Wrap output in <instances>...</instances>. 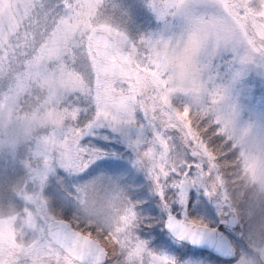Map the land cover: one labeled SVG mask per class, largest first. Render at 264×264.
<instances>
[{
  "label": "snow or ice",
  "instance_id": "obj_1",
  "mask_svg": "<svg viewBox=\"0 0 264 264\" xmlns=\"http://www.w3.org/2000/svg\"><path fill=\"white\" fill-rule=\"evenodd\" d=\"M105 7V0H0V80H8L0 91V202L8 207L0 212V264H177L152 251L145 234L188 255L166 232L141 230L136 204L115 182L100 208L87 198L99 182L77 189L82 211L95 217L92 230L73 228L49 207V173L80 172L106 155L86 141L97 129L126 140L166 210L170 191L182 206L202 192L229 210V242L218 253L228 259L220 264H264V111L249 107L242 121L240 103L264 87V0H142V19H155L158 30L139 39L111 26ZM217 56L230 58L221 65ZM33 85L46 95L26 105ZM98 167L129 171L113 161ZM145 210L155 212L150 203ZM174 210L166 227L179 242L215 231ZM245 222L248 245L238 250L233 231Z\"/></svg>",
  "mask_w": 264,
  "mask_h": 264
},
{
  "label": "rangeland",
  "instance_id": "obj_2",
  "mask_svg": "<svg viewBox=\"0 0 264 264\" xmlns=\"http://www.w3.org/2000/svg\"><path fill=\"white\" fill-rule=\"evenodd\" d=\"M141 4L142 0H105L106 7L102 9V12L111 26L126 32L131 39H139L142 35H149L158 30L155 19L149 22H145L142 19L138 11V5ZM86 141L90 145L100 148L106 155L94 160L89 164L88 168L80 172L69 173L57 167L53 172L48 174L44 195L49 201V207L59 218L66 219L64 205L76 200L75 194L71 189L80 186L76 183L67 185L65 183L66 178L85 177L87 173L94 171L98 174L88 179L87 183L99 182L98 186L103 190H110L113 187L112 182L118 184L120 188L127 193L129 199H133V202L136 204L141 219L144 221L142 227H156L157 231L164 232L163 227H158V225L163 224L169 211L174 208L175 210L171 212L172 215L184 219L187 213L188 219L202 221L209 229L219 230L228 236V225L226 221L229 216L228 214L224 215V213H228L229 210L227 208L220 209L217 200L203 195L202 192H197V200L193 202L192 207H188L187 205H180L175 192L170 191L167 193L170 209L166 210L163 206V202L152 186L146 171L135 164V153L128 147L126 140L120 136V134L112 133L110 129H97L92 136L86 138ZM174 145L177 152L184 151V146L178 137L175 138ZM105 161H113L124 165L135 174L136 179L138 178L140 183H135L133 185L125 184L124 179L127 171L113 174L110 170L98 167ZM0 163H2V159H0ZM17 183H19V181H17ZM130 189L135 193L143 189L145 195L143 197L135 196V198H133V196L129 195ZM49 190L55 191L57 196L54 198ZM193 191H195V189H193ZM189 198L191 197L189 196ZM201 199L203 201L201 207L196 208L195 204L199 203ZM149 203L152 208L155 209L154 213L145 210V206ZM7 210V204L0 202V212L6 213ZM78 215L79 209L74 208L73 216ZM142 238L148 240L151 250L156 252L157 255L175 257V253L170 251L167 247L159 246L154 243V235L149 236L145 234ZM165 238L175 244V241H173L168 234ZM199 253L206 254L205 252ZM196 264H201V262L196 261Z\"/></svg>",
  "mask_w": 264,
  "mask_h": 264
},
{
  "label": "clouds",
  "instance_id": "obj_3",
  "mask_svg": "<svg viewBox=\"0 0 264 264\" xmlns=\"http://www.w3.org/2000/svg\"><path fill=\"white\" fill-rule=\"evenodd\" d=\"M225 58H230V57L217 56L214 63L223 65V60ZM217 83H219V80L217 81ZM7 85H8L7 79L0 80V91L6 92ZM43 95H46V92L40 89L38 86L33 85L30 88L29 94L24 96V103L26 105L35 104L37 102V97H41ZM77 99H78V95L74 93L71 95L70 102L77 101ZM78 102L84 105H88L89 107L92 106V102L88 98L80 97ZM240 103L245 106L244 111L241 113L242 121H246L250 118L251 113L248 110L249 107H254V110L256 112L264 111V87L257 86L255 92L252 94L251 100L242 96L240 99ZM192 111H193V114H195L198 111V109L195 106H192ZM217 142L219 143L220 141L218 140ZM97 174L98 173H95L94 171H90L89 173L85 175V177H71V178H66L65 180V183L67 185H72L73 183L80 185L79 187H76L75 189H71L75 194L76 200L72 203L64 205V211L66 213L67 222H69L73 226V228H79L81 231L92 230L97 227V224H96L95 217L86 216L84 212L82 211V206L79 203V200L84 196V194L78 192L77 189L89 185V183H87V180L90 179L93 175H97ZM113 174H119V173L113 172ZM124 183L127 185H133L136 183L135 174L131 172V170L127 171L125 175ZM105 194H106L105 190L101 189L98 186L95 192L89 191L87 193V198L90 202L92 200H95L97 208H100L104 203L103 197L105 196ZM135 194L136 193L130 189L129 195L135 198L136 196ZM131 200L133 202V199ZM74 208L79 209L78 216H73ZM90 224H91V227H90ZM141 225H144V221L142 219H141ZM141 230H143V227H141ZM247 231H248V225L246 222L244 223L242 227L238 226L233 231V235L235 236L234 243L239 242L237 245L238 250L241 245H243L245 248L248 245V241L244 238V236L241 235V233H246ZM175 245L176 247L182 248L184 251L188 252V255L184 256L183 258H181V256L178 253H175L177 264H185V261L187 260L199 261L201 262V264H220L221 261H225L228 259L226 257L219 256L218 254L212 255V256H209L206 254H197L199 252L196 249L190 247L187 241L175 242ZM113 264H115V261H113Z\"/></svg>",
  "mask_w": 264,
  "mask_h": 264
},
{
  "label": "water",
  "instance_id": "obj_4",
  "mask_svg": "<svg viewBox=\"0 0 264 264\" xmlns=\"http://www.w3.org/2000/svg\"><path fill=\"white\" fill-rule=\"evenodd\" d=\"M227 214H228L227 212L224 213V215H227ZM166 222H167V217L165 218L163 222V225H164L163 231L166 232L174 241L179 242L177 238L171 232L167 230ZM212 230H215V231L209 232L205 236V238L201 240L199 243L193 244L190 241H187L190 247L196 249L197 251L206 252L211 255L218 254L221 246L227 245L229 241L227 239V236L223 232L216 230V229H212Z\"/></svg>",
  "mask_w": 264,
  "mask_h": 264
},
{
  "label": "trees",
  "instance_id": "obj_5",
  "mask_svg": "<svg viewBox=\"0 0 264 264\" xmlns=\"http://www.w3.org/2000/svg\"><path fill=\"white\" fill-rule=\"evenodd\" d=\"M66 220V219H65Z\"/></svg>",
  "mask_w": 264,
  "mask_h": 264
}]
</instances>
